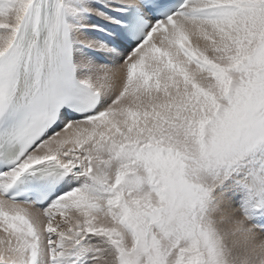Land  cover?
Listing matches in <instances>:
<instances>
[{
    "label": "snow or ice",
    "instance_id": "obj_1",
    "mask_svg": "<svg viewBox=\"0 0 264 264\" xmlns=\"http://www.w3.org/2000/svg\"><path fill=\"white\" fill-rule=\"evenodd\" d=\"M0 264H264V0H0Z\"/></svg>",
    "mask_w": 264,
    "mask_h": 264
}]
</instances>
